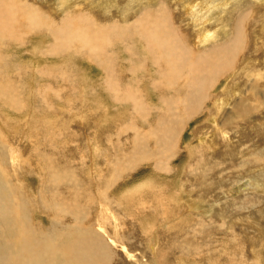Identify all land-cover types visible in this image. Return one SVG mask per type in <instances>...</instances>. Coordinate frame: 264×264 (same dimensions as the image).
Masks as SVG:
<instances>
[{
    "label": "rangeland",
    "instance_id": "374dc122",
    "mask_svg": "<svg viewBox=\"0 0 264 264\" xmlns=\"http://www.w3.org/2000/svg\"><path fill=\"white\" fill-rule=\"evenodd\" d=\"M4 1L8 2L9 5L13 3L20 13L16 16L17 23L14 29L5 32L6 37L9 32H12L19 39L20 46H15L14 41H11V45L4 42L5 49L3 52L0 51L3 57L6 55L10 57V60L4 58L7 61L4 75H14L13 78L17 77L14 81L17 85L19 84V89L14 84V93L11 92L13 94L11 97L5 95L0 98L1 143L6 144L5 150L6 148L17 149L15 165L17 164L19 169L15 171L12 169L14 163L8 160L4 162L7 157L2 158L3 154L0 153V164L3 162L6 164V170L3 172L6 175H11V183H15V179L21 180L24 183L23 187L25 185L27 187H24V191L34 196H37L42 190L43 194L46 193L47 202H51V197L48 196L49 187H55L58 197L65 200L69 206L74 207L71 211L72 214L69 212L68 216L61 217L60 224H57L59 226L84 228L83 226L92 225L93 229L98 231L97 226L103 225L101 226L104 228L103 230L108 231L110 235L117 232L116 237H119L118 239L123 237L122 240L126 248L134 258L137 257L135 259L138 261H127L118 247H111L116 253L112 254L111 264H120L124 260L125 264H185L182 260L175 258L180 245H185L184 240L191 241L188 244L190 243L192 248L186 252H195L200 256L199 258L196 257L198 262L195 261L194 264H214L213 258L209 259V250L211 249L213 251L219 250L214 253L215 256L216 254L220 256V258L218 257L219 264H259V261L264 264V0H70L68 6L62 10L57 8L58 10L56 9L57 11L52 12V14L49 13L48 7L53 8L58 0H11L12 3L10 0ZM144 10L146 11L144 12ZM147 10L152 11L153 14L149 13L152 15V17L149 16L153 18L152 20L157 17L167 23V28L173 34H177L180 43L184 47H189L186 48L189 50V54H195L191 51L194 48L192 42L198 37L199 28H204L203 31H208L211 37L202 47L198 46L194 49L206 51L205 49L210 50L227 44L232 50L233 55L231 54L230 57L234 65L224 69V71L222 70L223 74L219 73L220 70L217 71L214 84L212 87L210 86L208 91L205 90L201 96L203 100L199 98L196 99L198 100L197 103H195L196 101L192 103L193 113L190 117L182 115L185 106L178 102L186 91L185 82L188 79L186 75L179 77L175 83L172 81L171 74L168 73L169 84H172L173 87V90L170 91L166 88L169 86L166 82L161 83V85L158 84L156 89L151 88L152 81H154L152 79L155 78L157 82L161 79V76L154 72L158 71L154 65H152L154 69L134 77L130 74L128 76L123 75L125 73L123 69H129V64L133 63L138 66L148 58L147 54H144L145 43L142 38L145 39V37L141 38L138 25L136 26V22L143 15H148ZM200 10L201 13H199ZM30 11H35L39 18H43L41 24L31 34L27 33L29 25L25 21L31 19ZM39 11L41 12L39 13ZM0 12L4 13L2 7H0ZM88 17L89 19H87ZM50 19L52 20L51 23ZM66 19L75 25H80L84 20L94 29H98L95 28L97 26L103 28V32L112 30L110 27L115 26L112 35H117L119 31L123 32L120 34L122 35L120 38L124 37V40L120 41L117 37L111 36L110 43L104 44L101 52L93 54H89L87 51V48L88 50L92 48L91 46L74 44L75 47L77 46L76 48L74 45L70 46L69 50L66 49L62 52L60 50L52 57V53H48V51L52 49V44L55 41L44 27L54 23V21V26L56 23L61 25ZM34 25H36L35 22ZM124 28L128 30L123 31ZM48 34L49 36H47ZM31 36L34 39L30 40ZM234 36L237 37L236 40L233 38ZM40 38L44 40V43ZM74 41L69 40L66 44ZM75 43L77 42L75 41ZM33 46H40V52H35ZM57 49H60V46H57ZM128 49L131 51L132 58L129 56ZM32 52L33 54H31ZM135 54L136 56H134ZM99 56L107 57V61L111 57L113 61H117L118 66L121 65L119 69L123 73L122 81H120L123 86L136 87L138 85V89H141V97L144 98V103L148 102L149 105V116L146 117L143 114L140 123L143 134L147 130H152V126H156L155 118L162 115L155 108L161 105L159 99L163 96L165 99L169 96L168 100L174 99L165 101L166 105L161 107V112L166 117L168 115L169 119L172 117V120L175 121L180 117L181 120L175 121L177 125L174 123L177 126L175 128L177 133L170 138L167 147L168 152L165 153V158H171L169 161L170 170L167 174L159 170L157 172L163 173L162 177L165 179L161 185L172 189L175 197L176 192L179 191L178 186L182 185L181 187L184 188L183 195L187 202L190 204L191 201L193 203L202 202L204 205L200 203V208L190 209L183 200H180V203H176L178 205L175 204L177 207L170 204L173 209L176 208V211L167 207L169 211L167 210L165 215H161V209L159 211L153 210L149 206L151 208L149 211L147 205L144 212V206L136 205L134 202V199L141 200L134 196L135 194L133 196L129 194V201H124L123 198L118 197L117 194L138 184L146 174L158 173L155 172L153 162L150 159L135 167L133 159L140 160L139 150H141L143 159L149 157L151 153L148 147H141L132 156L133 137L134 135L137 136L132 129V125L135 124L132 123V120H135L133 115L135 101L131 102V99L126 98V93L115 95L104 90L107 88L104 86L106 77L103 75V69L96 62L101 59ZM28 59L32 62H28ZM190 59L186 57L183 64ZM18 63H22L25 69L23 71L22 68L19 69V71L21 70L19 78L15 75L16 70L8 69L13 65L19 67ZM150 63L151 61L148 60L146 66ZM32 65L45 66L55 71L56 73H52L54 80L43 79L44 73L39 75L35 70L30 72L28 67H32ZM188 82H190L189 79ZM140 85L144 88H141ZM97 86L101 90L105 102L109 105L106 114L108 119L111 118L102 121L101 124L100 119L104 118V106L99 105V100L93 92ZM143 89L150 90V92ZM164 89L165 91H162ZM129 92L132 93V91ZM193 94H196V91ZM81 96L87 100L83 106L84 109L81 107L83 104L80 103L79 99ZM226 96L228 100L225 101L222 110L217 112L220 102ZM11 98V106L3 103L5 100L9 103ZM171 104L172 107H169ZM81 113L83 119L79 118ZM36 114L38 117L33 118ZM151 120L153 121L152 125ZM34 125H36L37 131L43 128L42 132H39L42 135H37V141L34 137L30 139L27 136L29 135V128H33ZM45 133L47 135H44ZM155 133L158 136V132ZM39 135L40 138H38ZM154 141L156 138L150 136V147L155 144ZM147 142L144 140L143 144ZM209 142H212L214 150L210 148ZM34 143L38 145L35 146ZM48 146L52 147L49 148ZM42 153L52 154L51 159L55 162V170L59 171L58 174L57 171L55 172V176L60 177H58L59 179L56 177L55 183H51L54 180L50 179L51 174L46 169L42 174L38 173L37 166L41 165L39 161L45 160ZM196 163L200 164V167ZM30 165L32 166L30 167ZM35 165H37L36 169L32 168ZM188 166L192 167L191 171L188 169L189 172ZM20 167L22 168L20 169ZM28 169L33 171L32 175L26 171ZM21 174L22 176H20ZM59 183L61 184L59 185ZM256 185L257 187L253 188ZM240 188L246 189V191L240 190ZM166 199H168L167 195H165ZM155 202V200H150L149 205L154 206L153 203ZM159 203L161 202L159 201ZM101 205L103 206L101 207ZM101 213L104 216H101ZM100 216L109 220H103ZM40 218H43L45 226L49 227L46 214L31 216L33 223H38ZM65 222L67 226L64 225ZM96 233L102 234L105 240L107 232ZM187 234L189 235L187 236ZM153 237L157 243L156 257H154L156 259L153 258V253L149 248L150 244L153 243L151 241ZM23 239L25 245L33 244L27 239L25 233ZM176 240L179 243L178 247L176 245L175 247L173 243ZM216 248L217 250H214ZM207 251H209L208 254ZM80 253L86 258L92 256L85 249ZM114 256L115 260L113 259ZM186 261L192 262L191 259Z\"/></svg>",
    "mask_w": 264,
    "mask_h": 264
},
{
    "label": "bare ground",
    "instance_id": "6f19581e",
    "mask_svg": "<svg viewBox=\"0 0 264 264\" xmlns=\"http://www.w3.org/2000/svg\"><path fill=\"white\" fill-rule=\"evenodd\" d=\"M13 1H11V3ZM69 1L70 0H58L53 8L48 7L49 8V13L52 14V12H56L58 9L62 10L63 8H65V6H68ZM7 3L4 0H1V4H0V7H2V9H4V13L0 12V49H1L0 51H2V52L5 49L4 42H7V44H10L11 45V41H14L15 42V46H20L19 43H18V40L19 39H17L12 32H9L8 35H7V37L5 35V32L6 31L13 30L14 29L15 24L17 23V20H16L17 17L16 16L20 15L19 9L17 7H15L13 5V3H12V5H9V3L8 4ZM5 4H7V7H5ZM145 11L146 10H144V12ZM40 12L41 11H39V13ZM155 12H157V11H155ZM147 13H148V15H145V16L143 15L140 18V20L136 22V26L138 25L139 33L141 34V38L143 36L145 37V39L142 38L143 42L145 43V45H144V49H145L144 50V54L145 55L147 54V56H148V58L146 60H144V62L142 64H140L138 66L135 65V64H133V63L132 64H129V69H123V70H125V73H123L119 69L120 68L119 66H121V65L118 66L117 65L118 64L117 61L116 60L113 61L111 57H109L108 58V61H107L106 60L107 57L104 56L102 58V57L99 56V58H101V59L98 60V61H96V62L103 69V71H104L103 72V75H105V77H106V84H104V86H106L107 88L104 89V90L107 93H113L115 95H122L123 93H126V95H125L126 98L131 99L132 100L131 102H133V100L135 101V109H133V113H134L133 115L135 116V120L134 119L132 120V123L134 122L135 124L132 125V129H134V132H135V134H137V136L134 135V137H133V154H132V156L134 155L135 151L138 148H141V147H148L150 149V151H151L150 156L147 157V158H145V159H143V155L141 153V150H139V159L140 160H138L136 158L133 159L134 164H135V167L138 166L139 164H141V163H143V162H145V161H147V160L150 159V160H152L151 162H153V167L155 169V172H157V170H159L160 172H163V173L167 174V172H169V170H170L169 169V161L171 160V158H169V157L168 158H165V156H166L165 153L167 151L168 142L170 141V138H172L173 136H175L176 133H177V130L175 129L177 126H175L174 123H176V125H177V122H179V120H180L179 118L180 117L177 118L179 120L176 119L177 122H175L176 120L173 121L172 120V117H171V119H169L170 117H168V115L166 117L161 112V109H162L161 107L164 106L165 101H167L168 98H169V96H168V98L165 99V97L163 96V97H161L159 99V101H160L159 103L161 105L158 106V107H155V108L158 109L157 111H160V113L162 115H158L155 118V120H156L155 121V125L156 126H152L153 127L152 130H147L146 133L143 134V131L141 130L142 128L140 127L141 126L140 123H141V120L143 119V114L146 117L149 116V114H148V111H149V109H148L149 108L148 102L144 103L145 100H143L144 98L141 97V89H138L139 88L138 85H136V87L135 86H131V85L129 86L128 84H127L128 86H123L122 85V83H121V81H122L121 80L122 73H123V75L128 76L130 74V75H132V77H134L137 74H140L142 72H144V73H146V71L149 72L153 68L152 65H154L155 67L158 68V71L156 70L154 72L156 74H158V76H161L160 77L161 79L158 82L155 81L156 80L155 78L152 79V80L155 81V82L152 81L153 83L151 82L152 83V85H151V88L152 89H156V86L158 84L161 85V83H164V82H166V83L169 84L170 79H169V74L168 73L171 74L172 79H173L172 81H175V83H176V80L179 77H181L182 75H186V77L190 80V82H188V79L186 80V82H185V84H186L185 85V88H186L185 90L186 91L181 96V98L178 100V102H180V104L182 106H185L184 111L182 112V115L184 114L185 117H190V115H192V113H193L192 112L193 111V107H192L193 105H192V103L195 102V101H196L195 103H197L198 100H196V99L201 98L202 94H204L203 92L205 90L208 91L210 89V86L212 87V85L214 84V78H216V76H217V71L220 70L219 73L223 74L222 73V70L224 71V69L226 70L227 68H231L232 65H234L233 64L234 62H232L233 60L231 61V57H230V55L232 54V50H231V48L229 49V47L227 46V44L226 45H222L220 47H214V48H212L210 50L205 49L206 51H201V50L198 51V49H194V48H198V46H201L202 47V45L206 44L210 40V37H211L210 35L211 34L208 31H203L204 28H199V31L197 32V33H199V35L192 42V46H194V48L191 51L195 52V54H189V50L186 49V48H189V47H184L183 44L180 43V39L177 37V34L176 35L173 34L172 31L169 28H167V23L165 21H161L157 17H155V19L152 20L153 18H150V17H152V15H150L152 13V11L150 12L149 10H147ZM199 13H201V10H200ZM29 15H30L31 19H27L25 21L29 25V30H28L27 33L31 34L41 24L43 18H39L38 15H37V13L35 11H32V12L30 11L29 12ZM51 19H50V23L52 22ZM87 19H89V17ZM84 20H86V19L84 18ZM84 20H82V22ZM64 21L65 22H63V24L61 23V25H57V23H56V25L54 26V24H55V21H54V23L48 24L46 27H44V29H47V31L49 32V34H51L53 41H55V43L52 44V49H50L48 51V53H52L53 54V55L51 54L52 57L54 56V54H56V52H59L60 50H61V52L62 51H65L66 49L69 50V47L70 46H73L74 44H77V46H79V45H86V46H89V47L91 46L92 48L90 50H88V48H87V51H89L88 52L89 54H93V53H96V52L97 53L98 52H101V50L103 48V45L104 44H107V43H110L109 40H110V37L111 36L117 37V39H119L120 41L121 40H124V37L123 38H120V37H122V35H120V34H122L123 32L121 33L119 31L120 33L118 32L117 35H112V33L114 32L115 26L110 27V29H112V30H106V31L103 32V28H100L99 26L95 27L96 25L94 24L95 25L94 27L95 28H98V29H94L93 27L89 26L86 21H84V24L81 22L80 25L72 24L68 19H66ZM34 22L36 23V25H34ZM37 23H38V25H37ZM58 24H60V23H58ZM116 24H117V22H116ZM121 25H123V24H121ZM127 30H128L127 28H124L123 29V31H127ZM15 33H16V31H15ZM103 33H104V35H102ZM49 34L47 36H49ZM45 35H46V33H45ZM43 36H44V34H43ZM132 38H134V37H132ZM141 38H139V39H141ZM233 38L236 40L237 37L234 36ZM29 39L30 40L31 39H34V37L31 36ZM40 40H41V38H40ZM44 40H46V38H44ZM44 40L42 39L41 41L44 43ZM69 40H75L77 43H75V41H74V42H69V44H66V42H68ZM101 40H104V41H101ZM59 41H63L65 43H62V42L60 43ZM41 45H43V44H41ZM57 46H60V49H57ZM39 47L38 46L37 47H34L35 52H40V48ZM74 47H75V45H74ZM81 47H83V46H81ZM42 51H44V50H42ZM127 51H128V53H130V55H129L130 58H132L133 56L131 54V51L129 49ZM31 54H33V52ZM44 54L45 53H43V55ZM59 55H60V53H59ZM193 55H195V56H193ZM134 56H136V54ZM5 57H6V59L9 58V60H10L9 55H6ZM5 57H3L1 55V52H0V98L4 97L5 95L10 96V97H11V95H13L12 93H14L13 92L14 84H16V82L14 81V79L17 78V77H14L13 78L14 75L10 76V75H7L6 73H5L6 75H4V71H5V68L7 66V64H6L7 61L4 59ZM125 57H127V56H125ZM186 57H189L191 59L189 61H186L183 64V62L186 60ZM127 58H129V57H127ZM16 60H17V58H16ZM139 60H140V58H139ZM148 60L151 61V63L149 65L147 64L148 66H146V62H148ZM27 61L29 62L31 60L28 59ZM123 62H124V60H123ZM18 65H19V67L17 65L16 66H14V65L11 66L10 65L11 67H9L8 69L16 70V72H15L16 74L15 75L18 76V78H19L21 76L19 72L21 70L23 71L25 69H24V65L22 63H18ZM61 65H63V64H61ZM40 66H33L32 65V67H28V68L30 69V72L32 70H35L36 73H38L39 75L41 73H44V75L42 76L43 79L44 78H47V79H49V81H53L54 80V77H53L52 73L55 72V71H53V70H51L49 68H46L45 66H42V67H40ZM52 68H53V66H52ZM19 69H21V70L19 71ZM154 74H152V75H154ZM158 76H157V78L159 79ZM24 78H26V77H24ZM150 79H151V76H150ZM27 80H29V79H27ZM36 82H34V83H36ZM140 82H141V80H140ZM23 84H24V82H23ZM31 84H32V82H31ZM18 85H17V87H18ZM27 85H29V84H27ZM33 86L35 87V85H33ZM20 87H22V86L20 85ZM98 88L99 87L97 86V89L96 90L95 89L94 90L91 89V90H93V92L95 94V97L99 100V105L100 106L101 105L104 106V118H101L100 119L101 120L100 121V124H101L102 121H107V120H110L111 118L108 119V116L106 114V112L109 110L108 109L109 108V105L107 104V102H105V99L102 97L103 96L102 95V92ZM141 88H144V87L141 86ZM166 88L168 89V91L173 90L172 84L171 85L169 84V86L166 87ZM18 89H19V87H18ZM16 90H17V88H16ZM143 90H145V89H143ZM26 91H28V90H26ZM129 91H132V93H130ZM148 91L150 92V90H148ZM148 91H146V92H148ZM162 91H165V89L162 90ZM195 91H196V94H193V93H195ZM159 92H160V90H159ZM26 93H25V95H26ZM43 93H45V92L43 91ZM175 93H176V91H175ZM131 95H133L132 98H131ZM26 96H24V97H26ZM166 96H167V93H166ZM13 98L16 99L15 97H13ZM114 98H115V96H114ZM79 99H80V103L83 104V105H81V107L83 108V106L85 105V102L87 100L83 96H81V98H79ZM170 99L171 100H174L173 98H170ZM201 99L203 100V98H201ZM11 100H12V98L9 100V103L6 100L3 103H6L9 106H11ZM227 100H228L227 99V96L223 98V100L220 102V107L217 110V112H219L220 110H222L223 106L226 103L225 101H227ZM21 101H23V100L21 99ZM117 101H119V100H117ZM131 105H133V103H131ZM91 106H92V103H91ZM133 107H134V105H133ZM169 107H172V104ZM155 108H153V109H155ZM194 109H195V107H194ZM92 110H94V109H92ZM95 111H96V109H95ZM91 115H92V113H91ZM177 116H179V115H177ZM37 117H38L37 114L35 116H33V118H37ZM92 117H94V116H92ZM111 117H114V116H111ZM18 118H19V115H18ZM79 118L83 119V114L82 113H81V116ZM181 118H182V116H181ZM116 120H115V122H116ZM146 121H147V119H146ZM25 122H27V121H25ZM152 122L153 121L151 120V125H152ZM137 126H139V127H137ZM169 129H170V132H169ZM42 130H43V128H40L39 131H37V127H36V125H34L33 128H29V135H27V136L30 137V139L32 137H34L35 140L37 141V135L40 134L39 132H42ZM47 131H49V130H47ZM44 132H46V131H44ZM155 132H158V136L156 135ZM170 134H171V136H169ZM40 135H42V134H40ZM40 135H39L38 138H40ZM44 135H47V134L45 133ZM150 136H153L154 138H156V141H154L155 144L152 147H150L151 145H149V138H150ZM41 138H42V136H41ZM151 139H153V138H151ZM144 140H147L148 142L146 144H143V141ZM1 141L2 140L0 139V153L3 154L2 155V158L5 157V156L7 157V159H4V162L6 160H8L11 163H14V165L12 166L13 171H15L16 169H19L17 167V164L15 165V162H16V152H17L16 150L17 149L15 150V148H9V149L6 148V150L9 151V152H7L5 150V147H4V146H6V144L1 143ZM209 144L211 145L210 148L213 149L214 146H213L212 142H209ZM34 145L37 146L38 144L34 143ZM44 145H46V144H44ZM51 147H49V148H51ZM89 149H91V148H89ZM42 154L45 157V160L41 161L42 163L39 161V163L41 165H38V166L35 165V167H32V168H35L36 169V166H37V169H38V173L39 174H42L44 171L47 170V172L49 174H51V176H50L51 178L50 179H53L54 180V181H51V183L52 182L55 183L56 177L58 178L59 176H55L56 175L55 172L57 170H55V164H54L55 162H53L52 159H51L52 158V154L51 155L50 154H46V153H42ZM153 155H154V158H153ZM202 156H204V155H202ZM115 157H116V155H115ZM4 162H3V164H0V264H111V262H112L111 261L112 254L115 253L114 250L111 247H116V248L118 247V249H120V252L127 258V261H130V260H132L133 262H137L138 261L137 259H135L137 257L134 258V256L132 255V253L126 248V245L124 244V242L122 240L123 237H121L122 235L120 236V232H119V236L121 237V239H118L119 237L118 238L116 237V233L117 232H115V234H113L114 233L113 232L112 235H110V233H108V231H106L107 234H105V235H107V236H106V238L104 240L103 239L104 236L102 234H101L102 235L101 236L100 234L96 233V232L106 233L105 230H103L104 228L101 227L103 225H101V226L98 225L97 226L98 231L94 230L93 227H92V225L91 226L88 225L86 227L83 226L84 228H80V226H78L79 228H77V227L75 228V226H73L72 228H69V227H62V226L57 225V224H60L59 221H60L61 217L64 218V216H68L69 215V212H71L72 209H74V207L73 206H69V204H67L65 202V200H61L58 197V192L56 191V188L55 187H49V189L47 188L48 191H49L48 196L51 197V202H47V200L45 199L46 198L45 197V194L46 193L43 194L42 193L43 192L42 190L39 193L37 192L38 193L37 196H34L33 194L30 195V194L26 193L24 191V187L26 185L23 187L24 183L21 180L15 179L16 182L12 184L11 183V180L12 179L10 177L11 175L4 174L3 171L6 170V164ZM199 162L201 163L200 160H199ZM117 163H118V161H117ZM112 165H114V164H112ZM197 165H199V167H200V164H197ZM31 166L32 165H30V167ZM190 166H188L189 168H187V170L190 169V171H191V168L192 167H190ZM90 167H91V165H90ZM21 168L22 167H20V169ZM89 170H90V168H89ZM26 171H29V174L30 175L33 174V171L31 169H28ZM58 172L59 171H57V174H58ZM160 172H157L158 174H156L154 172L146 174L138 182V184H135V185H133L130 188H126L125 190H123V192L117 194L118 197L119 198H123L124 201H129V194H131L132 196H133V194H135L134 196H137L141 200H138V199H134L133 198L134 199V202L136 203V205L137 204H140V205L144 206L143 207V208H145V209H143L144 212L146 210V207L145 206L147 205V207H149V206L152 207L153 210H158L159 211L161 209V215L162 214L165 215V213L168 210L167 207H171L173 209V207L170 204H172L174 206L176 203H180V200H183L185 202V204L190 209L200 208V203H202V202H200V203L199 202L198 203H195L194 202L193 203L191 201V204L187 202L185 196L183 195L184 194L183 193L184 192L183 191L184 188L181 187L182 185L181 186L179 185L180 187L178 186L179 191L176 192V197H175V193H174V191L172 189H168L169 187L168 188H165V185H161V182L163 180H165V179L162 177V174L163 173H160ZM188 172H189V170H188ZM191 174H192V172H191ZM20 176H22V174ZM38 178H40V177H38ZM75 182H77V181H75ZM181 183H183V182H181ZM60 184L61 183H59V185ZM56 185H58V184H56ZM59 185H58V187H59ZM248 185H247V187H249ZM259 186H260V184H259ZM261 186H263V185H261ZM255 187H257V185L254 186L253 188H255ZM25 188H27V187H25ZM241 189L244 190V191H246V189L240 188V190ZM77 191H78V189H77ZM61 195H59V196H61ZM165 195H167V197H168V199H166V200H165ZM61 198H63V197H61ZM106 198H108V197H106ZM143 198H144V201H142ZM75 199H76V196H75ZM150 200H155L156 201L155 203H153L154 206L153 205H149V201ZM159 201L161 203H159ZM99 203H101V202H99ZM101 204H103V203H101ZM155 204H156V206H155ZM176 205H178V204H176ZM102 206L103 205H101V207ZM150 207L148 209L149 211L151 209ZM175 209H173V210H175ZM108 212H109V210H108ZM72 213L73 212H71V214ZM38 214H41V215L42 214H46L47 219L46 218L45 219L48 220L49 227L47 225L45 226V222H44L45 220L43 218H40V221L38 223H36V222L33 223L32 222L31 216L38 215ZM112 214H113V212H112ZM101 216H104V215H102V213H101ZM142 216H141V218H142ZM40 217H42V216H40ZM145 217H147V216H145ZM166 218H165V220H166ZM103 220H107V219H103ZM146 220H144V221L146 222ZM98 223H99V221H98ZM64 225L67 226L66 222H65ZM195 231H193V232H195ZM24 233L27 235V239L30 242H32L33 244H31V245H25V242H24V239H23ZM188 235L189 234H187V236ZM195 235H196V233H195ZM154 238L155 237H153V239L151 240L153 243L150 244L151 246L149 247L151 249L152 253H153V258L156 257L155 254H156V244H157L156 241H154L155 240ZM188 242H191V241L190 240L189 241H185L184 240V244L185 245L184 246H181L180 245V248H178L179 251L176 254V257L175 258L180 259V261L182 260L183 262H185V264H191V263L194 264L195 261L198 262L197 261V258H199L200 256H198V254L195 253V252H186L187 250H189V249L192 248L191 245H190V243L188 244ZM194 242H193V245H194ZM173 243H174V246L176 245L178 247V244L179 243L177 242V240L176 241H173ZM17 245H18V248H17ZM172 246H173V244H172ZM84 249L86 250L87 253H89L92 256H90L89 258H86L85 255L81 254L80 252L82 250H84ZM172 250H173V248H172ZM214 250H217V248L214 249ZM201 251H203V250L201 249ZM209 251H210V253H209ZM209 251H207V254L209 253V259L211 260V258H213V261L212 262L214 264H219L218 257L220 258V256H217V254H216V256L214 255V253L215 252H218L219 250L218 251H213L211 249ZM193 254H194V256H193ZM204 254H205V252H204ZM167 256H168V254H167ZM113 259L115 260V256H114ZM154 259H156V258H154ZM190 259H191L192 262H187L186 261V260H189L190 261ZM206 259H207V257H206ZM205 261H207V260H205ZM123 262H121V263H123ZM177 262H179V261H177ZM259 262H260L259 264H261V261H259ZM165 263H166V261H165ZM238 263H240V262H238ZM124 264H125V262H124ZM129 264H131V263H129ZM138 264H140V263H138Z\"/></svg>",
    "mask_w": 264,
    "mask_h": 264
}]
</instances>
